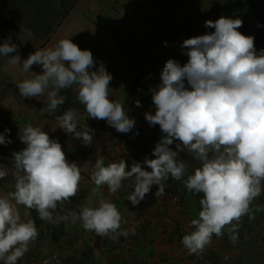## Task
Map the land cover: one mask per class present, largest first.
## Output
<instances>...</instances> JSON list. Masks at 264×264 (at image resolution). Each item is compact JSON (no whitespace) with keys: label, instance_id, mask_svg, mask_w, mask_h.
<instances>
[{"label":"clouds","instance_id":"1","mask_svg":"<svg viewBox=\"0 0 264 264\" xmlns=\"http://www.w3.org/2000/svg\"><path fill=\"white\" fill-rule=\"evenodd\" d=\"M242 24L239 18L223 16L207 20L205 27L213 32L185 39L181 44L187 63L181 66L175 59L165 62L161 82L150 89L155 113H145L149 125H159L164 133L153 149L155 158L145 157L143 161L151 171L136 161L127 170L124 159L105 165L101 155L90 177L97 189L107 185L113 194L121 189L122 181L131 180L133 191L127 200L133 206L145 198L153 185L159 186L155 196H163L170 176L175 180L186 177V190L202 194L198 218L190 221L193 230L181 241L189 254H202L213 235L221 237L226 226H230V239L235 243L242 217L255 218L251 205L262 191L264 49L257 53L254 37L237 30ZM26 32L29 37L33 35L31 30ZM17 50L10 38L0 44V56L8 57ZM9 63H20L19 55L12 56ZM32 65H41L42 73H32L33 78L17 84L22 97L40 99L51 88L47 110L55 112L65 103L59 90L76 85L78 100L88 117L105 120L120 133L133 129L135 120L128 117L122 103L109 98L111 73L103 62L96 67L90 50H81L70 38L61 39L54 48L30 54L22 67L28 72ZM135 104L141 106L139 101ZM57 120L59 128L74 134L84 145H92L95 130L86 124L77 130L74 110L64 111ZM18 138L25 147L12 152L15 190L0 197L2 264H17L38 236L35 222L22 220L17 205L36 209L40 219L53 224L80 221L86 231H94L100 237L116 239L118 235H128L127 230H121L122 217L116 204L105 199L82 207L78 213L54 215L58 203L75 197L79 191L80 167L69 162L61 144L40 127L27 124L20 128ZM174 141H179L175 150L170 147ZM11 142L0 133V145ZM181 152L199 162L193 173L188 172L189 164L180 158ZM8 175V168H0V180ZM262 210L260 206L255 208L256 212Z\"/></svg>","mask_w":264,"mask_h":264},{"label":"rangeland","instance_id":"2","mask_svg":"<svg viewBox=\"0 0 264 264\" xmlns=\"http://www.w3.org/2000/svg\"><path fill=\"white\" fill-rule=\"evenodd\" d=\"M166 2L168 15L160 0H0V44L10 38L18 49L8 57L0 56V133L12 141L0 145V168L9 170V175L0 180V197L15 190L11 175L14 168L12 152L25 147L18 133L20 128L31 123L58 141L67 153V160L75 162L81 170L79 191L75 197L58 203L54 215L78 213L82 207L105 199L116 204L122 217L121 228L128 232L127 236L118 235L109 245L108 236L100 237L94 231H86L80 221L53 224L41 219L40 224H35L37 238L29 244V250L17 264H45V261L47 264H188L200 259V255L189 254L181 242L187 232L174 235L164 221L169 210L183 226L186 225L188 232L193 230L190 221L198 218L196 206L199 205L194 201L195 194L186 190V177L175 180L170 176L163 196H155L159 186L153 185L136 206L127 200L128 194L133 191L130 189L131 180L122 181L121 189L113 194L107 185L97 189L90 178L95 161L101 155L109 162L121 159L140 162L145 170L151 171L143 165V161L145 157L155 158L152 152L159 141L153 138L152 126L145 119V113H155V106L145 101V95L151 99L150 89L161 82L160 73L168 59H175L181 66L187 63V55L182 54L186 50L181 48L185 39L214 31L205 27V21H215L222 16L239 18L243 24L237 30L245 36L254 37L257 53L264 49V20L258 17V11L264 14V0ZM154 19H163L166 23L158 28ZM26 30H31L33 35L27 36ZM162 32L168 37L167 46L160 41ZM69 38L81 50L91 51L96 67L103 62L111 73L109 98L121 102L128 117L135 120L133 129L128 133L117 132L111 127L108 134L93 135L92 145L86 146L81 139L74 138V134L59 128L57 116L64 112L49 115L47 95L51 88L46 89L40 99L20 95L17 84L33 78L32 73H42L41 65H32L25 72L23 61L36 50L54 48L61 39ZM15 55H19L20 63H9ZM71 88L77 100L67 110H74L77 130H82L85 124L98 125L100 120L88 117L85 106L79 102L78 86ZM58 95L61 96L60 93ZM135 101H139L141 106L137 107ZM5 120L9 124H4ZM5 129L10 131L5 133ZM127 141L132 143L128 145ZM176 143L179 141L170 146L173 150ZM140 146L145 150L141 151ZM179 156L189 164V173L200 166L186 152L179 153ZM261 183V194L251 205L255 218L249 220L247 215L242 217L235 233L238 236L236 242L231 239L226 241L224 233L215 238H219L220 243L230 242L234 249L230 263L264 264V210L255 211L257 206L264 209V181ZM173 197L180 202L174 210L170 209ZM143 206L152 208L150 214H142ZM16 207L22 220L34 221L29 209L22 205ZM176 226L177 230L181 229ZM48 228L58 236V240L54 241L47 234Z\"/></svg>","mask_w":264,"mask_h":264},{"label":"trees","instance_id":"3","mask_svg":"<svg viewBox=\"0 0 264 264\" xmlns=\"http://www.w3.org/2000/svg\"><path fill=\"white\" fill-rule=\"evenodd\" d=\"M160 2L162 4L163 10L167 12L166 15H168L169 14L168 13L169 6H168L166 0H160ZM258 17L264 20V14L261 11H258ZM154 20H155L156 24L158 25V28H161L162 25L164 23H166V22H163V19H154ZM105 24H107L106 21H105ZM163 31H165V30L163 29ZM167 40H168V37H167L166 33L162 32L160 34V41L161 42H167ZM58 93H60V95L64 98L65 103L63 105L58 106V109L55 112H51L49 115H54L55 116V114L58 115V114L63 113L64 111L67 110V108H68V106L70 104H72L74 101L77 100V98H76L75 94L73 93V90H72L71 87L70 88H67V89L59 90ZM145 101H148L150 103L152 102L151 105L154 106L153 101H152V96H151V99L149 100V96H146L145 95ZM128 110L129 109H127V111ZM4 124L7 125V124H9V122L7 120H5L4 121ZM88 127L95 130V133H94L95 136H100V135L108 134L109 131H110V128H111V126L108 125L105 120H100V122L98 123V125L94 124V125H89ZM151 133H152L153 138L156 139L157 141H160L161 137L164 135V133L161 132V129H160V126L159 125L152 126ZM131 143L132 142L127 141V144L128 145H130ZM140 149H141V151H144L145 150V148L144 147H141V146H140ZM65 154H67V153L65 152ZM115 161H117V160L115 159ZM125 162L127 164V170H130L131 169V166H132V163L130 162V159H127V160L125 159ZM108 163H109V160H106L105 159V165H107ZM123 183H126V180ZM130 187H131L130 189L133 190V187L132 186H130ZM192 194H194V193H192ZM195 197L196 198H195L194 201H195L196 205H199V200L201 199L200 198L201 197V194H195ZM183 200H185L184 197H183ZM198 209H200V205L198 206ZM29 210H30V212H31V214L33 216V219H34L35 224H40V222H41L40 220L41 219H40L39 214L36 211V209L33 208V209H29ZM47 234H49L54 241L55 240H58V236L55 235L53 232H51L50 228H48ZM224 238H225L226 241L229 240L230 239V233H228ZM112 242H113V239L110 238L109 239V245H111ZM207 259H209L211 261V264H222V263H218L217 262V261H219V258H217V256H215L213 258V256L209 255V256H207ZM164 260L165 259H163V261ZM39 264H44V262L43 263H39ZM237 264H246V263L245 262H243V263L238 262Z\"/></svg>","mask_w":264,"mask_h":264},{"label":"crops","instance_id":"4","mask_svg":"<svg viewBox=\"0 0 264 264\" xmlns=\"http://www.w3.org/2000/svg\"><path fill=\"white\" fill-rule=\"evenodd\" d=\"M144 203L147 204L148 202H144ZM176 204H178V205L180 204V202H178L177 198L176 197L171 198L170 199V205H172V207L170 209L174 210L176 208V206H175ZM196 207H197V211H199L200 209H198V206H196ZM151 209L152 208L143 206L142 214H150ZM187 212H188V210H186V214H187ZM166 215L167 216L165 217L164 221H165V224L168 225V229L170 230L171 233H174V235L177 233L183 234L184 232L189 233L186 225L184 224V226H183L182 223L176 219V217H173L172 212H169V210H168ZM241 224L243 226V222ZM176 225L180 226L181 229L177 230ZM226 228L227 227H225L223 229L224 235H227L229 233L228 229H226ZM121 230L123 231L126 229L121 228ZM190 231H192V230H190ZM215 238H217V237H215V235H213L210 245H208L205 248V250L202 254H199L200 259L197 262H191L188 264H207V263L211 264V261L209 259H207V256H209V255L213 256V258L215 256H217V258H219V261H217L218 263L233 264V263H230V257L234 254V249L231 247L230 242H228L227 243L228 245H227L223 242L220 243V239H219L220 237L218 239H215ZM175 244H176V242H175ZM172 245H174V244H172Z\"/></svg>","mask_w":264,"mask_h":264}]
</instances>
